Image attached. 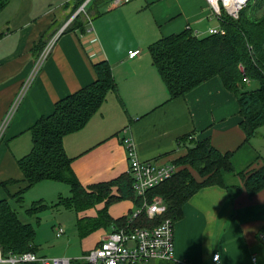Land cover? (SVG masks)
Segmentation results:
<instances>
[{"label":"crops","instance_id":"obj_1","mask_svg":"<svg viewBox=\"0 0 264 264\" xmlns=\"http://www.w3.org/2000/svg\"><path fill=\"white\" fill-rule=\"evenodd\" d=\"M102 7L85 30L67 29L58 36L26 91L0 144V184L11 178L21 179L16 160L27 151L19 146L24 137L31 139L30 127L38 118L50 115L60 98L93 82L92 63L106 59L116 92L109 91L87 123L63 139L80 183L88 186L107 182L127 173V142L135 146L143 161L175 164L185 155L187 146L208 140L220 152L233 153L234 172L223 173L225 188L204 187L183 205V216L174 223V264H264V246L258 238L264 224V188L248 195L238 176V172L250 171L264 162L260 145L264 135L257 130L245 140L237 98L224 88L219 77L167 101V87L145 46H138V54L130 58L135 46L126 44L137 33L145 44H152L162 36L181 32L187 25L192 33L204 37L207 29L220 26L219 19L205 0H129L116 7ZM71 11L72 0L62 14L49 0H9L0 11V121L43 41L58 31ZM16 188L12 185L8 191ZM4 198L7 194L0 186V199ZM135 201L113 202L107 211L114 219L122 217L137 209ZM123 202H127L124 213L113 214L114 204ZM104 206L99 203L78 216L95 217ZM115 225L98 228L83 238L76 229L72 238L79 250L69 255L73 257L71 264H87L80 257L97 247ZM63 230L60 236L54 230L55 238L69 240ZM40 249L35 245L38 254ZM214 253L219 254L218 263L212 261Z\"/></svg>","mask_w":264,"mask_h":264},{"label":"trees","instance_id":"obj_2","mask_svg":"<svg viewBox=\"0 0 264 264\" xmlns=\"http://www.w3.org/2000/svg\"><path fill=\"white\" fill-rule=\"evenodd\" d=\"M8 1L0 0V11ZM80 1L72 2L71 13L77 9ZM263 3L264 0L249 1L240 10L237 19L222 11L218 19L223 34L207 33L199 37L187 25L181 32L162 36L148 47L152 62L167 87V101L183 97L205 81L219 77L224 88L237 98L241 115L239 125L246 141L264 125V13L258 14ZM81 20L85 21V18L78 17L76 26L85 30L86 25H82ZM47 42L43 41L39 52ZM92 68L95 73L93 82L60 98L50 115L38 118L30 127L31 148L16 160L21 179L11 178L0 184L7 194V198L0 199V250L5 257L25 253L46 257L35 250V229L32 224L22 222L16 211V207H22L26 190L41 181H61L69 185L70 196L61 199L59 204L77 214L76 229L83 238L110 224H116L113 231L124 226L134 210L116 219L107 211L111 203L123 199H138L135 203L140 208L144 201L151 203L156 196L165 207L153 219H149L142 209L134 225L152 227L165 218L175 223L183 216V205L194 194L209 186L225 188L223 173L234 172L231 161L233 153H222L208 140H203L187 146L185 155L175 162L178 168L175 174L150 188L145 197L135 194L133 179L128 172L107 182L83 186L71 166L73 158L65 152L63 139L67 134L80 130L100 109L107 93L117 90L111 65L106 59L93 62ZM245 78L257 81L258 86L247 89ZM238 176L246 193L256 194L264 188V162L250 171L238 172ZM12 185H17L16 190L8 191ZM99 203L105 206L97 211L95 217L78 216ZM40 209L35 204L27 209V213L32 215ZM152 261L156 264L175 262L174 259ZM144 262L147 261L128 264ZM18 264L39 263L30 261Z\"/></svg>","mask_w":264,"mask_h":264},{"label":"built area","instance_id":"obj_3","mask_svg":"<svg viewBox=\"0 0 264 264\" xmlns=\"http://www.w3.org/2000/svg\"><path fill=\"white\" fill-rule=\"evenodd\" d=\"M128 1L129 0H111V5L112 7H116ZM205 1L217 18L220 17L222 11L228 16L235 18L238 16L239 11L245 7L249 1L255 0ZM90 2L91 1L89 0H83L71 15L70 20L79 13L86 14V7ZM66 29L67 27H65V25L60 27L32 61L31 69L22 82L15 100L4 119L0 122V140L10 119L13 117L15 110L23 99H21L22 95H25L35 77L42 69V66L50 55L58 36H60ZM207 33L209 35L218 33L223 34L224 31L220 27H212L208 29ZM138 52V50L130 51L129 57L132 58L136 56ZM245 81H249V79H246ZM126 156L128 160V173L133 179V189L137 196L145 197L146 192L150 188L171 178L178 170L174 163L160 164L157 161H143L139 159L135 146L131 142H127ZM142 209H144L146 216L149 219H153L160 215L165 207L162 201L157 197H154L151 203H146L144 201L142 207L135 209L131 213L124 226L109 233L97 247L82 255L80 257L81 261L87 264H128L139 261L148 262L156 259H174V223L171 219L165 218L152 227L134 225L133 223L140 215ZM62 233L63 228L58 227L56 235L60 236ZM258 238L260 242L264 244V224L258 232ZM253 260H255L254 257ZM30 261H36L39 264H71L70 258L57 259L37 257L31 253H25L19 256L9 255L5 257L0 250V264H18L20 262ZM212 261L218 263V253L213 254Z\"/></svg>","mask_w":264,"mask_h":264},{"label":"rangeland","instance_id":"obj_4","mask_svg":"<svg viewBox=\"0 0 264 264\" xmlns=\"http://www.w3.org/2000/svg\"><path fill=\"white\" fill-rule=\"evenodd\" d=\"M49 1L51 3L52 8L58 7V13L62 14L65 12L66 6H67V3L69 0H49ZM76 1H78V0H72V2H76ZM82 1L78 2L77 4L79 5ZM89 1H91V2L86 7V14L79 13L77 16H74L70 20V17L73 14V12H72L69 15V17L64 21L63 25H65V27H67V29L68 28H72V29L77 28L76 22H77L78 17L85 18V21L81 20L82 25H83V23H85V25L86 24L89 25V23L91 21V17L99 14V12L101 10L103 11L102 4H104L106 6L109 5L110 7H112L111 0H89ZM87 9H89V11ZM261 13H264V5L262 6L261 11L258 12V14H261ZM238 16H239V13H238ZM232 18H234V17H232ZM212 25L215 26L216 24H212ZM126 44L131 45V46H135L132 48H134V50H138V51H139V49H137V48H140L138 46H141V45H142V47L145 46L147 54L149 53L148 47L150 46V43L145 44L144 39L141 38L140 34L138 35V33L135 34V37H131L130 39H128L126 41ZM246 79L247 78H245L243 80H246ZM245 86L247 87V89H254L258 86V83H257V81L249 80V81H245ZM17 93H16V95H17ZM16 95H15L13 101L15 100ZM23 96L24 95H22L21 99L23 98ZM13 101L11 102L10 106L8 107V110L11 107ZM8 110L6 111V113L8 112ZM6 113H5V115H6ZM14 114H15V112H14ZM5 115L3 116L2 120L4 119ZM11 119H10V121H11ZM10 121H9V124H10ZM9 124H8V126H9ZM5 131H4V134H5ZM258 133H261L264 135V125H262L258 129ZM4 134H3V136H4ZM3 136L0 140V144L3 141ZM260 145L264 149V137H263ZM30 147H31V139L29 140L28 137H24L20 141L19 149L20 150L24 149L27 151L25 153H22V154L24 155V154L28 153L30 150ZM23 155H21V156H23ZM198 179H199V177H198ZM70 194H71L70 187L66 182L44 180V181H41V182L35 184L33 187L29 188L28 190H26V192L23 195L24 202L22 204V207H16L18 217L21 219V221L24 223L25 222L31 223L33 228L35 229L34 244L36 246L41 247V249L39 251L40 255L46 256L48 258H57V259L70 258V259H72L73 257H69V255L71 253H75L79 250L78 244L75 246L76 243L72 238V233L76 231V226H75L76 219H77L76 214L72 210L66 209L63 205L59 204L61 199L69 197ZM35 204L39 205L41 207V209L37 213H34L32 215L28 214L27 209H29L30 207H32ZM114 206L116 207V209L114 210L113 214L119 215V214L124 213V211L126 210L127 202H123L121 204L116 203V204H114ZM59 226H62L65 229L67 236L69 237V240L65 237L62 239H56L55 238L54 230L57 229ZM78 242H80V240H78ZM66 251H67V253L63 254V252H66Z\"/></svg>","mask_w":264,"mask_h":264}]
</instances>
